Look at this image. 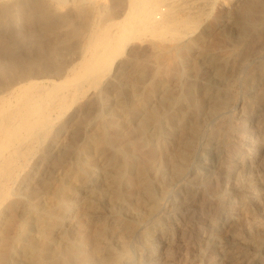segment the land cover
<instances>
[{"label":"rangeland","instance_id":"rangeland-1","mask_svg":"<svg viewBox=\"0 0 264 264\" xmlns=\"http://www.w3.org/2000/svg\"><path fill=\"white\" fill-rule=\"evenodd\" d=\"M15 1L0 0V10L11 5L16 18ZM102 1L101 17L109 18L114 6ZM206 2H213L211 11L176 42L169 62L159 61L160 52L138 56L146 61L145 83L123 86L126 75L112 72L105 80L112 91L101 84L90 90L93 110L62 165L51 162L81 119L78 102L21 160L0 203V264H264V0ZM246 9L255 11L252 25ZM15 21L13 31L1 27L14 49L0 52L1 64L35 59L46 48L19 37ZM5 22L0 14V25ZM133 96L142 101L139 108ZM112 120L124 126L113 128ZM95 135L105 141L102 150L84 153ZM129 149L136 169L147 171L140 180L128 168ZM46 169L48 193L30 197ZM145 184L152 195L137 208L133 190Z\"/></svg>","mask_w":264,"mask_h":264},{"label":"bare ground","instance_id":"bare-ground-1","mask_svg":"<svg viewBox=\"0 0 264 264\" xmlns=\"http://www.w3.org/2000/svg\"><path fill=\"white\" fill-rule=\"evenodd\" d=\"M101 1L19 0L12 5V7L16 6L17 11L20 12L16 18L12 15L10 4V7L1 8L0 14L6 22L4 26L0 25V31H2L1 27H8V29L11 28L10 31H13L11 25L15 20V22L20 21L21 24L18 26L20 30L16 32L17 35L20 34L19 37L22 38L30 37L36 43H42L46 48L41 49L42 53L37 51L39 56L35 59L26 61V58L21 57L17 61V59L11 58L0 63V203L9 193L8 185L15 180L14 177L21 166V160L33 152L34 145L41 138L43 139L44 135H48L46 133L53 125L54 119L64 115L78 102L77 107H79L81 119L77 121L74 133L70 134L71 136L63 142L62 151H59L60 155L57 154L59 157L53 163L51 162L55 165L54 167H58L70 157L77 146L76 141L80 128L86 125L84 124L85 120L90 116L91 109L93 110V96L96 94L92 96L90 90L95 91L101 84L103 92L112 91L109 82L105 83L112 72L115 76L125 77L123 75H126L124 83H121L123 86H129L132 83H145L148 74L145 76L142 67L146 66L143 65L146 61L140 64L141 59L138 56L142 58L143 54H153L158 58L159 55L156 56L155 53L160 52L164 55L162 58L160 57L159 61H163L165 56L164 62L167 59L169 62L171 54H174H170V52L177 44L176 42L187 37L186 34L197 30L196 28L207 15V9L209 11L213 7L209 5H213L214 2L209 4V1L206 2L207 0H111L115 9L114 13L109 18L102 19L103 15L100 10L104 11L105 1ZM74 3H76L75 9L64 10L66 5H74ZM207 4H209V8H207ZM252 11L246 9L244 12L246 23L251 25L255 23V20L251 19V13L255 12ZM76 19L79 23L75 25ZM249 20L250 22H247ZM71 22L75 23L71 25ZM62 30L63 33H61ZM249 31L251 32V30ZM5 39L6 37L0 34V52H13L14 49L4 42ZM59 43H63V45ZM144 43L149 45H144ZM137 46H142L139 53H137ZM146 46H150V48L145 49ZM31 55L33 56L32 52ZM124 55H126V59L120 61ZM75 57L78 60L72 64L71 59ZM143 59L145 60L144 57ZM166 68L168 67L166 66ZM261 92L264 94V82ZM178 97L180 98V95ZM130 102L134 107L139 108L142 105V101L135 96L130 98ZM179 104L181 103L179 102ZM125 113V109L121 108L116 112V115L119 114V118H123ZM115 120L110 122L113 128L114 126L119 128L124 126V121L117 123ZM147 124L148 122L144 124V127L147 128ZM97 137L99 136L92 137L89 141L90 145L82 148L84 153L102 150L105 141L103 138L97 139ZM126 155L129 157L128 168L133 165L132 176L136 180H140V176L147 171L136 169L135 162L131 159L132 150H127ZM49 172L48 169L45 175L37 183L35 182V186L30 191V197L38 198L42 194L48 193L52 182V175L50 176ZM109 176L111 180L109 177H106V180L111 183L112 175ZM149 188L151 187L145 184L143 188L133 190L132 197L136 199L137 208L144 206L149 200L152 195V189ZM215 188L216 186L213 189ZM86 212L89 214V209ZM127 229L131 231L133 224L130 223ZM107 257L109 259L116 258L111 253ZM242 261L239 262L242 263Z\"/></svg>","mask_w":264,"mask_h":264}]
</instances>
